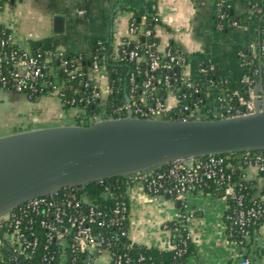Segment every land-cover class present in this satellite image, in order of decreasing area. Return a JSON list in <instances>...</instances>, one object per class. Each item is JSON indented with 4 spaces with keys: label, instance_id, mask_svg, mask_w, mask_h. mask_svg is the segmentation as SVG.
<instances>
[{
    "label": "built area",
    "instance_id": "built-area-1",
    "mask_svg": "<svg viewBox=\"0 0 264 264\" xmlns=\"http://www.w3.org/2000/svg\"><path fill=\"white\" fill-rule=\"evenodd\" d=\"M8 1L0 0V11ZM228 2L229 0H218L215 5L216 27L219 30L224 28L223 21L227 17L225 7ZM150 15H156L155 4L151 5ZM230 23L246 26L239 23V19H233ZM141 33L145 36L155 35L154 30L148 28L145 22L139 26L130 23L128 37L122 41L115 56L112 55L115 60L137 63L135 70L129 75L131 92L133 94L135 88H140L143 93L133 94V98L128 96L130 101L124 107L126 113L131 110L133 116L146 119L187 120L216 119L254 112L257 95L253 80L245 75L242 81L250 85L248 97L239 95L236 106H225L227 97L222 99V106L217 111L206 107V100L201 105L202 98L180 105L179 98L175 96L180 91L177 84H185L191 89L189 93L182 95L184 99L192 95L196 97L201 92L198 80L182 74L188 58L171 45L166 50L159 51L158 41L151 42L145 55H141L138 49L133 48L132 43ZM11 42L12 38L0 24V88L22 92L32 100L35 95L45 93L48 87L53 86L51 94L55 93L60 98L59 87L48 78L53 71L49 68L52 54L32 53L23 48L13 49L9 46ZM239 57L245 69L247 53L242 50ZM61 65L71 78H78L83 74L80 66H69L66 60ZM212 69L213 65L210 67ZM200 70L202 72L203 68ZM93 72V88H97L98 92L93 90L91 97H73L68 101L71 105L87 106L94 96L99 94L103 97L102 88L108 94L107 85H102V77L108 81L107 66L101 65L97 56H94ZM79 83L83 82L80 80ZM84 86L88 87V82ZM163 90L169 91V94L163 96ZM234 94L238 95L236 92ZM258 97L264 100V80ZM170 98L175 102L172 103ZM118 113L121 117V111ZM93 118L97 120L107 117L96 115ZM246 165L255 166L264 175V149L243 152L235 165L223 155L209 154L203 158H178L165 167L157 166L125 176L127 184L140 181L148 193L164 195L182 203L190 190H204L216 184L224 196L233 201L232 213L228 217L233 219L248 241L249 226L257 217L264 216V202L245 205L244 192L235 189L232 183L236 167ZM128 212L129 207L125 202H116L108 210L102 209L91 201L85 191L80 192L74 187H64L56 192L28 199L0 216V264H139L145 260V256L134 257L119 245L120 236L125 234L122 225L128 218ZM186 214L189 220L190 214ZM165 227H168L167 224ZM186 235L191 237L189 230ZM228 237H234L233 232H228ZM231 241L240 248V263L251 264V259L246 255L247 246L242 241ZM171 249H176V254L181 255L187 250L186 243L183 240L182 247L173 243Z\"/></svg>",
    "mask_w": 264,
    "mask_h": 264
},
{
    "label": "crops",
    "instance_id": "crops-1",
    "mask_svg": "<svg viewBox=\"0 0 264 264\" xmlns=\"http://www.w3.org/2000/svg\"><path fill=\"white\" fill-rule=\"evenodd\" d=\"M235 18L248 12L243 0H231ZM156 6L159 22L153 30L158 38L157 49L173 46L188 58L182 74L202 83L201 65L216 68L219 81L227 85H212L205 92L206 107L217 111L229 89L240 94V77L244 68L238 57L245 49L257 52L259 35L250 23L231 25L227 32L215 28V0H9L0 11V24L13 43L23 49L39 46L51 54L90 51L98 39L109 41L115 56L122 41L129 35L130 20L135 12L150 15ZM245 25V24H243ZM102 77V85H107ZM15 94L20 109L10 121H5L1 135L46 126L74 124L80 109H66L57 94H45L30 101L26 94L0 88V94ZM106 95L104 88L101 90ZM26 100V101H24ZM174 103V99L170 98ZM6 127V128H5ZM245 181L252 183L254 199L264 201V175L253 165L242 166ZM218 192L190 190L184 200L190 214L187 227L195 250L190 264H241L240 248L228 237L225 214L229 200ZM129 217L127 235L132 241L162 250L172 248L171 232L165 224L177 219L182 202L164 195H152L143 183L127 184ZM180 202V203H179ZM245 249L251 264H264V224L250 237Z\"/></svg>",
    "mask_w": 264,
    "mask_h": 264
},
{
    "label": "water",
    "instance_id": "water-1",
    "mask_svg": "<svg viewBox=\"0 0 264 264\" xmlns=\"http://www.w3.org/2000/svg\"><path fill=\"white\" fill-rule=\"evenodd\" d=\"M262 85L261 77L254 89L255 110L246 115L146 119L128 110L125 116L89 125H54L1 135L0 216L64 187L136 173L178 158L264 149V100L258 97Z\"/></svg>",
    "mask_w": 264,
    "mask_h": 264
},
{
    "label": "trees",
    "instance_id": "trees-1",
    "mask_svg": "<svg viewBox=\"0 0 264 264\" xmlns=\"http://www.w3.org/2000/svg\"><path fill=\"white\" fill-rule=\"evenodd\" d=\"M218 0H215V4ZM243 3L247 5L248 12L241 15L239 19V23L248 24L250 23L254 28L257 29V33L259 35V48L257 52H252L251 50L245 49L244 51L247 53L246 61L247 66L243 71V75L240 77V94L244 98L248 97V90L250 85L245 81H242V78L245 76L248 79L253 80V86L256 87L260 78L264 80V0H243ZM227 17L223 21L224 28L222 31L227 32L229 27L231 26V21L235 18L234 7L232 1L229 0L228 6L225 7ZM157 11V9H156ZM144 14L142 12H135L132 16L130 23L134 25H141L142 18ZM145 25L148 28H154V26L159 22L158 16L156 15H145ZM217 19L215 17V28H216ZM158 41V38L155 35L145 36L143 33L139 34L138 38L135 41H132L133 48L138 49L141 55H145L147 50V46L153 42ZM9 46L13 49H18L13 42L9 44ZM174 48V47H173ZM175 49V48H174ZM32 53L42 52L47 53L45 49L36 46L30 50ZM52 61L50 62V69H53L48 75V78H51V81L54 85L59 87L61 96L60 100L65 108L76 107L80 109V112L77 114L76 123L89 125L95 119L93 118L96 115H100L102 117H119L120 114L118 111H121V115L125 116V106L127 104V96L133 98V94H142L143 90L140 88H135V92L132 94L131 92V83L129 81V75L132 71L135 70V65L137 63L127 61V60H115L112 57V46L109 41L96 40L90 49V51L86 53L82 52H71L61 54L56 50L51 51ZM94 56H97L99 63L105 64L108 70V84L107 88L109 90L108 94L103 98L99 94L94 96L91 99V103L87 106L84 104H80V106L71 105L68 101L73 97L87 96L91 97L93 94V90L97 91V88H93L95 83L94 81V72H93V62ZM239 57V55H238ZM240 58V57H239ZM261 58V60H260ZM66 60L68 65L80 66L83 74L78 78H71L67 72H65L62 67V62ZM261 61V66H260ZM140 64V63H139ZM211 64L204 63L201 65L203 68L202 71V83L198 84L201 89V92L196 97L194 95L188 96L186 99L182 97V95L191 89L187 88L185 84H177L180 88V91L175 93L179 100L180 105L186 102H194L195 100L202 98L201 105L205 104V92L207 88L212 85L218 84H231V80L227 81H219L216 74V68L210 70ZM83 83L80 84L79 81ZM88 82L89 86L85 87L84 83ZM232 85V84H231ZM233 86V85H232ZM54 91V87L50 86L45 91V93H38L34 96L32 100H36L39 96L45 94H51ZM163 96H167L169 91L163 90L161 93ZM227 99L224 102V105L227 106L229 104L238 105L239 95L234 94L233 89H229L227 93ZM230 98V100H229ZM261 149H249L243 151H236L232 153L226 154H216L223 155L227 158L229 162L232 164H237L239 160L240 154L246 151L256 152ZM203 156H197V158H203ZM166 164L160 165V167H165ZM244 175L240 169V167H236V171L232 178V183L235 189H241L245 194V205L251 206L257 204V202H264L254 199L252 196V183L250 181L244 180ZM126 176H116L111 177L102 181H94L91 183H87L81 186H75L74 188L80 190V192H86L91 199V201L102 209H110L112 208L116 202H125L129 207V197L126 193ZM205 191L218 192L216 184H212L204 189ZM229 208L225 214V220L227 223V232H233L234 237L232 240L237 242L242 241L244 245L247 247L251 244L249 241L250 237L253 235L254 231L261 225L264 224V216H259L254 220L249 226L250 236L247 241L245 237L240 232V229L232 218H229L228 215L232 213L233 201H229ZM129 217V212H128ZM127 220L124 221L122 225V230L125 232L124 235H121L119 238V245L123 249H127L129 253L134 257H139L140 255L145 256V260L141 261L139 264H188L189 256L194 252L195 247L192 242L191 237H187V223L188 218L185 212V204L182 203V211L177 219L168 221L167 228L171 232V239L173 243L177 246L182 247V241L184 240L186 243V252L181 255L176 254V249H168L162 250L156 247H149L145 244L138 243L132 241L128 238L127 235Z\"/></svg>",
    "mask_w": 264,
    "mask_h": 264
},
{
    "label": "rangeland",
    "instance_id": "rangeland-1",
    "mask_svg": "<svg viewBox=\"0 0 264 264\" xmlns=\"http://www.w3.org/2000/svg\"><path fill=\"white\" fill-rule=\"evenodd\" d=\"M16 97L17 96L15 94H12V92H9L6 95L0 94V134L6 132V129H4L5 121L6 122L10 121L12 117L16 115L15 113L17 112V110L20 109L19 107L21 105L20 102L23 103V101H17ZM74 108L76 107L66 108V109H74ZM192 254L190 255V257L192 256Z\"/></svg>",
    "mask_w": 264,
    "mask_h": 264
}]
</instances>
